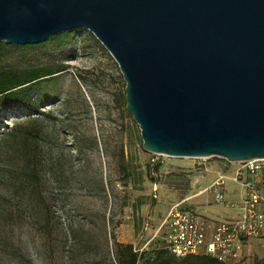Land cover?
I'll use <instances>...</instances> for the list:
<instances>
[{"label": "rangeland", "instance_id": "rangeland-1", "mask_svg": "<svg viewBox=\"0 0 264 264\" xmlns=\"http://www.w3.org/2000/svg\"><path fill=\"white\" fill-rule=\"evenodd\" d=\"M0 43V68L55 71L24 104L0 96V264H116L114 241L140 250L136 264H163L152 258L171 204L225 215L203 192L212 173L196 169L222 159L143 150L118 66L88 30Z\"/></svg>", "mask_w": 264, "mask_h": 264}, {"label": "water", "instance_id": "water-1", "mask_svg": "<svg viewBox=\"0 0 264 264\" xmlns=\"http://www.w3.org/2000/svg\"><path fill=\"white\" fill-rule=\"evenodd\" d=\"M84 28L124 81L143 150L264 158V0H0V41Z\"/></svg>", "mask_w": 264, "mask_h": 264}, {"label": "built area", "instance_id": "built-area-1", "mask_svg": "<svg viewBox=\"0 0 264 264\" xmlns=\"http://www.w3.org/2000/svg\"><path fill=\"white\" fill-rule=\"evenodd\" d=\"M222 159L223 164L233 165L228 173L217 174L204 191L211 200L223 207L236 209L239 214L234 219L203 218L185 203V199L171 204L157 231L161 234L163 247L174 257L190 254H206L224 264H236L244 238L258 236L264 226V197L259 193L255 181L244 177L254 175L264 169V158H249L240 161ZM206 158V157H197ZM208 158V157H207ZM196 169L206 170L202 162ZM240 182L242 194L238 199L225 196V181Z\"/></svg>", "mask_w": 264, "mask_h": 264}, {"label": "trees", "instance_id": "trees-1", "mask_svg": "<svg viewBox=\"0 0 264 264\" xmlns=\"http://www.w3.org/2000/svg\"><path fill=\"white\" fill-rule=\"evenodd\" d=\"M54 72L48 65L0 68V96H3L7 102L24 104L25 100L30 101L28 93L32 86L41 79L49 78ZM113 246L116 264H135L138 260L139 254L133 250L130 243L114 241ZM164 254H167V251L160 249L152 260L160 259L163 264H224L206 254H190L183 257H174L170 253L164 257Z\"/></svg>", "mask_w": 264, "mask_h": 264}, {"label": "crops", "instance_id": "crops-1", "mask_svg": "<svg viewBox=\"0 0 264 264\" xmlns=\"http://www.w3.org/2000/svg\"><path fill=\"white\" fill-rule=\"evenodd\" d=\"M221 163H222V167H219V168H218V166H214V164H213L211 167H214V169H212L211 167H206L205 166L206 167L205 171L212 173L211 177L208 180V183L217 174H219L218 172L221 173V171L222 172L224 171V173H228L233 167V165H226L225 163L223 164L222 161H221ZM244 177L252 178L255 181V184H256V187H257L259 193L261 194L262 197H264V169L258 171L257 173H255L252 176H250L249 174L245 173ZM227 183H229V186L227 185ZM242 191H243V189H242V186H241L240 182H235V181H232V180H229V179H227L225 181L224 192H225V196L227 198H229V199H238L241 196ZM223 208H225V210L227 212L225 213V215L223 217H219V218L234 219L239 214V212L236 209L228 208V207H223ZM200 214H202V213H200ZM203 216L205 218H210V219H214L215 218V217H210V216H207V215H203ZM160 242H161V249H165L163 247L162 239H161ZM130 244L132 245L133 250L137 251V253L140 255V250L135 249L132 243H130ZM167 253H169V252L167 251ZM262 257L264 258V226L261 229V231H260L258 236L244 238L242 240L241 251H240V254H239V257H238L236 263L237 264H254V262H256L258 260V258H262Z\"/></svg>", "mask_w": 264, "mask_h": 264}]
</instances>
